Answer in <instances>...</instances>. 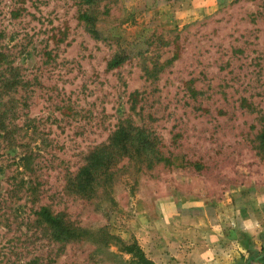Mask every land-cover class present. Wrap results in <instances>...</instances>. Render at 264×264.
Listing matches in <instances>:
<instances>
[{
    "label": "rangeland",
    "instance_id": "374dc122",
    "mask_svg": "<svg viewBox=\"0 0 264 264\" xmlns=\"http://www.w3.org/2000/svg\"><path fill=\"white\" fill-rule=\"evenodd\" d=\"M0 49L17 68L0 97L17 102L15 145L0 132V264H139L134 242L155 264L264 262V0H0ZM122 127L155 151L122 155L88 198L66 194ZM39 205L84 241L57 253L26 237Z\"/></svg>",
    "mask_w": 264,
    "mask_h": 264
},
{
    "label": "trees",
    "instance_id": "16d2710c",
    "mask_svg": "<svg viewBox=\"0 0 264 264\" xmlns=\"http://www.w3.org/2000/svg\"><path fill=\"white\" fill-rule=\"evenodd\" d=\"M78 1L88 7L96 6L98 2V0ZM79 21L85 25L92 38L95 40L102 38L97 28L98 18L95 14L89 11L83 12L79 15ZM4 59H6V55L0 49V97L4 95L5 88L10 87L8 85L13 87L16 85L14 74L17 68H14L10 61L5 63ZM127 59L128 57L125 54H117L109 62L108 69L113 70L121 67ZM6 65V69L3 70ZM16 103L13 97L7 105L0 108V132L4 133L6 139H12L10 140L12 146L15 145L13 143L14 133H11L8 129L9 124L7 122H9L10 116L13 118L16 113ZM150 138L141 130L135 132L133 129L119 128L118 131L113 133L107 145L105 144L93 151L75 174L67 176L65 193L81 198L90 197L96 188L108 182L110 171L122 159V155H129L127 157L133 159L134 154H152L155 151L156 144ZM258 140L261 150L264 151V133L259 135ZM30 160L31 156H26L23 159V161H26L27 170H32ZM37 187L38 185L34 184L31 188L36 202L40 200L41 193ZM14 193H18V190ZM4 216L6 215L4 214ZM24 228L26 237H32L38 242L45 241L49 246H58L57 253L67 245L83 242L88 234L86 230L72 222L66 211H55L50 205L37 206L36 210L33 211V216L26 220ZM124 249L126 253L137 259L139 264H155L146 258L136 242L125 245Z\"/></svg>",
    "mask_w": 264,
    "mask_h": 264
},
{
    "label": "crops",
    "instance_id": "0c3cea01",
    "mask_svg": "<svg viewBox=\"0 0 264 264\" xmlns=\"http://www.w3.org/2000/svg\"><path fill=\"white\" fill-rule=\"evenodd\" d=\"M262 256H264V254L263 255H260V257L262 258ZM261 264H264V262L263 263H261Z\"/></svg>",
    "mask_w": 264,
    "mask_h": 264
}]
</instances>
